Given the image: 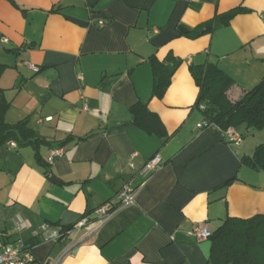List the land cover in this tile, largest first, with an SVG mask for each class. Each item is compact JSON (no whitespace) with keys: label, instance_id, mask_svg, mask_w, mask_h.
Listing matches in <instances>:
<instances>
[{"label":"crops","instance_id":"crops-1","mask_svg":"<svg viewBox=\"0 0 264 264\" xmlns=\"http://www.w3.org/2000/svg\"><path fill=\"white\" fill-rule=\"evenodd\" d=\"M153 57L180 62L163 98ZM0 64L5 123L28 120L42 140V162L32 146L0 150V252L22 240L36 264H209L197 227L264 215V173L241 163L264 134L249 141L238 129L235 146L220 129H199L190 70L216 65L235 83L232 101L264 80V0H0ZM137 102L165 137L134 125ZM157 154L162 165L134 206L100 224L96 211L117 206ZM20 221L28 226L15 231Z\"/></svg>","mask_w":264,"mask_h":264},{"label":"trees","instance_id":"trees-1","mask_svg":"<svg viewBox=\"0 0 264 264\" xmlns=\"http://www.w3.org/2000/svg\"><path fill=\"white\" fill-rule=\"evenodd\" d=\"M12 3L14 4L13 1ZM234 15L232 13L229 18ZM150 61L154 76L153 94L163 98L180 62L172 57H168L165 62H159L154 57ZM6 69V66L0 64V78ZM190 70L199 88L196 107L200 109V106H205L200 111L211 128L226 132L244 126L247 130L264 131V80L251 91L244 93L239 100L232 101L229 93L235 83L216 65L207 64L192 67ZM9 106L4 91L0 88V150L12 143L21 148L32 146L37 160L42 162L37 152L42 140L28 128L29 121L25 120L14 126L5 123ZM130 112L137 128L150 135L166 136L162 121L147 105L137 102L131 106ZM62 147L63 144H60L53 149ZM241 163L254 171L264 173V144L257 146L251 157H243ZM209 240V264H264V215H255L248 219L228 218L212 233Z\"/></svg>","mask_w":264,"mask_h":264},{"label":"built area","instance_id":"built-area-1","mask_svg":"<svg viewBox=\"0 0 264 264\" xmlns=\"http://www.w3.org/2000/svg\"><path fill=\"white\" fill-rule=\"evenodd\" d=\"M101 26H104V23H100ZM6 43L7 41L4 40ZM27 66L33 70L35 73L39 72V68L35 65L27 63ZM84 111H88L87 106H84ZM205 106H200V110L203 111ZM210 126L206 121H203L200 125H198L199 129H210ZM225 139L227 143L235 146H239L242 143V136L236 132L235 129H229L224 132ZM12 148H16V143L11 144ZM63 154L62 149H54L50 153V162H53L55 158L61 156ZM161 157L157 154L150 160H148L142 169L138 172L137 177L132 178L127 181L122 190L119 192L118 205L115 206L112 203H107L100 209L96 211V216L100 219V224L106 222L112 215L117 212L119 209H125L128 207H132L135 204L136 197L142 187L147 183L149 178L161 167ZM131 167L135 169V165L131 164ZM89 223V219L85 218L80 221L77 225L79 228L86 227ZM100 224L96 227L98 228ZM28 226V224L24 221H20L16 224L15 231H22ZM194 234L198 240H208L211 238L212 233L205 227H197L194 230ZM0 264H36L34 256L27 249L25 243L22 240H18L13 245H7L0 252Z\"/></svg>","mask_w":264,"mask_h":264},{"label":"rangeland","instance_id":"rangeland-1","mask_svg":"<svg viewBox=\"0 0 264 264\" xmlns=\"http://www.w3.org/2000/svg\"><path fill=\"white\" fill-rule=\"evenodd\" d=\"M239 130H241V131H244V132H246L247 133V129H246V127H244V126H242ZM253 133H255V136L253 135ZM261 133H263L264 134V131H262V132H255V131H251L250 130V132L247 134V136H248V139H249V141H256V140H258L259 142H260V140H261Z\"/></svg>","mask_w":264,"mask_h":264}]
</instances>
